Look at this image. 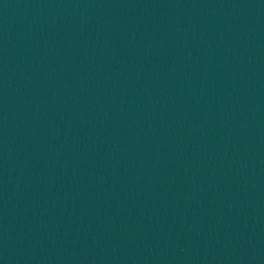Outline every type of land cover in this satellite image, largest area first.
<instances>
[{"label":"water","instance_id":"1","mask_svg":"<svg viewBox=\"0 0 264 264\" xmlns=\"http://www.w3.org/2000/svg\"><path fill=\"white\" fill-rule=\"evenodd\" d=\"M0 264H264V0H0Z\"/></svg>","mask_w":264,"mask_h":264}]
</instances>
